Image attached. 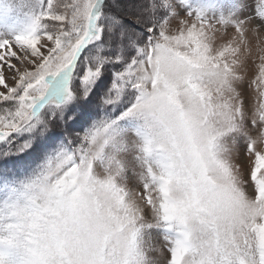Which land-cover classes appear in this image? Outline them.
Wrapping results in <instances>:
<instances>
[{"label": "snow or ice", "instance_id": "snow-or-ice-1", "mask_svg": "<svg viewBox=\"0 0 264 264\" xmlns=\"http://www.w3.org/2000/svg\"><path fill=\"white\" fill-rule=\"evenodd\" d=\"M0 264H264V0H0Z\"/></svg>", "mask_w": 264, "mask_h": 264}, {"label": "rangeland", "instance_id": "rangeland-1", "mask_svg": "<svg viewBox=\"0 0 264 264\" xmlns=\"http://www.w3.org/2000/svg\"><path fill=\"white\" fill-rule=\"evenodd\" d=\"M256 63H258V61H256ZM255 74V67L254 65L252 66V70L249 72V75H248V79H251ZM246 86H247V82H246ZM248 97H247V101L250 103L251 102V92L252 90L251 89H248ZM242 155H241V160H242ZM243 175H244V178L247 179L248 178V172H247V169H244L243 170ZM156 243L158 244V246H161L163 247V242L162 240H157ZM167 252H165V256H167Z\"/></svg>", "mask_w": 264, "mask_h": 264}]
</instances>
